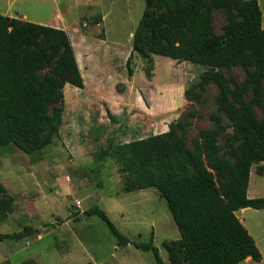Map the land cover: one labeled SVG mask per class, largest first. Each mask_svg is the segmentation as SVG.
Masks as SVG:
<instances>
[{"label": "trees", "instance_id": "16d2710c", "mask_svg": "<svg viewBox=\"0 0 264 264\" xmlns=\"http://www.w3.org/2000/svg\"><path fill=\"white\" fill-rule=\"evenodd\" d=\"M141 1L144 9L132 34L127 76L133 74L134 54L146 61L153 55L201 67L204 71L185 91V99L202 103L207 88L215 87L216 110L208 115L214 128L198 131L188 148L182 135L187 119L196 116L189 112L166 132L109 145L101 157L119 164L124 193L154 188L165 200L180 234L162 244L167 264L260 262L255 241L235 215L245 208L264 209V198L247 196L251 169L264 162V28L258 1ZM215 11L225 13L220 35L215 34ZM100 22L96 17L93 25ZM73 47L60 28L0 15V149L15 147L37 163L59 136L63 88L84 86ZM234 68L243 74L240 82L223 72ZM14 210V198L0 185V224ZM85 215L106 224L116 247L129 245L104 211L93 208ZM31 233L25 228L0 235V240ZM134 246L163 264L152 240Z\"/></svg>", "mask_w": 264, "mask_h": 264}, {"label": "rangeland", "instance_id": "374dc122", "mask_svg": "<svg viewBox=\"0 0 264 264\" xmlns=\"http://www.w3.org/2000/svg\"><path fill=\"white\" fill-rule=\"evenodd\" d=\"M257 1L264 28V0ZM13 7L27 22L67 32L83 54L84 67H78L85 77L82 89L64 86L60 134L37 163L15 147L0 149V185L15 201L0 235L32 230L18 240H0V264H156L151 252L134 246L151 240L167 264L162 244L180 234L165 200L154 188L124 193L119 164L101 155L109 145L164 133L170 123L194 112L182 135L191 148L198 131L214 128L208 115L216 110V88H207L202 103L186 100L185 91L204 69L161 56L146 61L134 54L133 74L127 76L132 34L144 9L141 0H15ZM213 17L220 35L225 13L215 11ZM223 72L238 82L243 78L239 68ZM227 124L224 119L229 132ZM249 185L254 198H264V162L252 167ZM93 208L105 212L129 245L116 247L106 224L85 215ZM244 217L253 223L264 257V215Z\"/></svg>", "mask_w": 264, "mask_h": 264}, {"label": "crops", "instance_id": "0c3cea01", "mask_svg": "<svg viewBox=\"0 0 264 264\" xmlns=\"http://www.w3.org/2000/svg\"><path fill=\"white\" fill-rule=\"evenodd\" d=\"M14 1L15 0H5L4 5H0V15L6 16V17H11V18H18V19L25 21V15L20 14L17 10L14 9V7H13ZM105 17H106L105 15L103 17H101V22L104 21ZM262 27H263V25H262ZM75 45H76V47H74V49L76 48L74 50L75 58H76V61H78L79 66L82 68V67H84L83 61L81 59L83 54L80 51L81 50L80 47L77 44H75ZM72 46H74V44H72ZM83 77H85V76L83 75ZM250 187H251V185L248 184L247 196H248V198H254L255 197V194H254L255 191L252 190V192H250V190H251ZM247 213L249 215H252V216L254 215V216L258 217V216L264 215V209L255 210V209H251V208H245V209H241V210H238L237 212H235L236 217L239 219L241 224L244 226V228L247 230L249 235L255 241V244H256V246H257V248L261 254L262 259L260 262H255V261L251 260L250 258H247L243 262H241L240 264H264V257H263L261 247L259 245V241L257 239V235L253 231V228H252L253 223H251L248 218L244 217V215ZM257 221L258 220H256L255 223H257Z\"/></svg>", "mask_w": 264, "mask_h": 264}, {"label": "built area", "instance_id": "2783aa9c", "mask_svg": "<svg viewBox=\"0 0 264 264\" xmlns=\"http://www.w3.org/2000/svg\"><path fill=\"white\" fill-rule=\"evenodd\" d=\"M79 206V204H77Z\"/></svg>", "mask_w": 264, "mask_h": 264}]
</instances>
